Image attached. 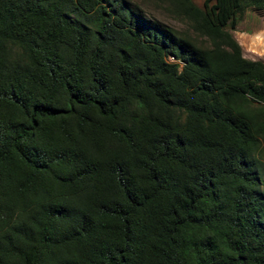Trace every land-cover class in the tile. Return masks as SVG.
<instances>
[{
  "label": "trees",
  "instance_id": "trees-1",
  "mask_svg": "<svg viewBox=\"0 0 264 264\" xmlns=\"http://www.w3.org/2000/svg\"><path fill=\"white\" fill-rule=\"evenodd\" d=\"M0 0V264H264V0Z\"/></svg>",
  "mask_w": 264,
  "mask_h": 264
},
{
  "label": "rangeland",
  "instance_id": "rangeland-1",
  "mask_svg": "<svg viewBox=\"0 0 264 264\" xmlns=\"http://www.w3.org/2000/svg\"><path fill=\"white\" fill-rule=\"evenodd\" d=\"M192 1L198 7L204 8L206 0ZM129 2L134 8H138L148 21L157 22L165 27L178 31H186L189 29L188 25L184 21L167 13L166 8L162 4L158 3L157 0H129ZM231 34L242 47L244 58L264 63V54L257 55L248 49V47L244 44V39L254 38L259 35L264 37V9H248L243 17L238 20L236 28L231 30Z\"/></svg>",
  "mask_w": 264,
  "mask_h": 264
},
{
  "label": "bare ground",
  "instance_id": "bare-ground-1",
  "mask_svg": "<svg viewBox=\"0 0 264 264\" xmlns=\"http://www.w3.org/2000/svg\"><path fill=\"white\" fill-rule=\"evenodd\" d=\"M244 44L257 55L264 54V37L259 35L254 38L244 39Z\"/></svg>",
  "mask_w": 264,
  "mask_h": 264
}]
</instances>
